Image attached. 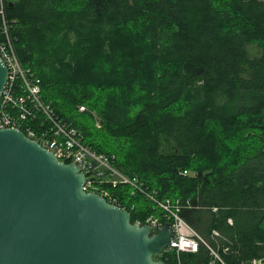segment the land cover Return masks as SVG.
Returning a JSON list of instances; mask_svg holds the SVG:
<instances>
[{
  "label": "trees",
  "instance_id": "obj_1",
  "mask_svg": "<svg viewBox=\"0 0 264 264\" xmlns=\"http://www.w3.org/2000/svg\"><path fill=\"white\" fill-rule=\"evenodd\" d=\"M4 15L42 102L159 199L190 201L180 217L220 261L201 246L182 264L264 260V1L17 0ZM93 110L100 130L81 120ZM129 191L112 189L131 223L157 215Z\"/></svg>",
  "mask_w": 264,
  "mask_h": 264
},
{
  "label": "water",
  "instance_id": "obj_2",
  "mask_svg": "<svg viewBox=\"0 0 264 264\" xmlns=\"http://www.w3.org/2000/svg\"><path fill=\"white\" fill-rule=\"evenodd\" d=\"M6 78L0 59V95ZM84 182L77 166L0 129V264H165L170 224L151 233Z\"/></svg>",
  "mask_w": 264,
  "mask_h": 264
},
{
  "label": "built area",
  "instance_id": "obj_3",
  "mask_svg": "<svg viewBox=\"0 0 264 264\" xmlns=\"http://www.w3.org/2000/svg\"><path fill=\"white\" fill-rule=\"evenodd\" d=\"M16 1L0 0V59L7 69L6 82L0 95V129L20 131L59 162L77 166L85 177L83 191L99 195L111 205L126 209L111 196L110 189L127 187L132 196L143 197L159 214L147 217L142 224L148 225L151 233L161 229L166 223L170 224L172 240L159 257L174 254L175 260L171 264H182L180 254H195L202 246L214 260L220 261L217 252L180 217L182 209L191 207L189 200L182 202L179 199H159L157 192L145 188L137 177L128 176L116 168L113 164L114 157L99 154L85 145L82 134L71 124L59 119L53 109L42 102L40 80L30 69L20 64L9 36L4 4ZM180 175L190 176L187 171ZM132 209L130 207L131 211ZM211 211L215 213L217 209L212 208ZM251 264H264V261H252Z\"/></svg>",
  "mask_w": 264,
  "mask_h": 264
},
{
  "label": "rangeland",
  "instance_id": "obj_4",
  "mask_svg": "<svg viewBox=\"0 0 264 264\" xmlns=\"http://www.w3.org/2000/svg\"><path fill=\"white\" fill-rule=\"evenodd\" d=\"M261 1H264V0H261ZM256 48H252V47H250L249 48V50L252 52V53H254V54H257V49L255 50ZM94 67V66H93ZM93 67H92V69H93ZM101 75L102 76H104V73H102L101 72ZM120 91V90H119ZM120 96L121 97H123L124 96V94H121L120 93ZM131 100H134V97H131ZM81 108H83L84 110L83 111H81L80 109ZM86 110H87V108L85 107V105H83V104H81V105H79L78 107H77V110H76V113L77 114H84L85 112H86ZM90 115H91V119L89 120H86L84 117H82L81 118V120L84 122V123H86L87 125H89V126H94V128L95 129H97V130H100L101 129V123H100V120H99V117H98V115H97V113H96V111L95 110H93L91 113H90ZM189 174H190V176H192L193 174H192V172H189ZM110 191V193H111V196L113 197V198H115L116 199V201H117V203H119L120 205H124V204H122L120 201H119V198L118 197H116L115 196V194L112 192V189H110L109 190ZM129 195H131L130 193H129ZM132 196V195H131ZM125 204H126V202H125ZM149 204V203H148ZM150 206H151V204H149ZM129 206L130 207H134V206H132L131 204H129ZM158 214L159 213H157V215H154V216H158Z\"/></svg>",
  "mask_w": 264,
  "mask_h": 264
},
{
  "label": "crops",
  "instance_id": "obj_5",
  "mask_svg": "<svg viewBox=\"0 0 264 264\" xmlns=\"http://www.w3.org/2000/svg\"><path fill=\"white\" fill-rule=\"evenodd\" d=\"M231 222H232V221H231L230 219L227 220V223H228L229 225L231 224ZM214 233H215V232H213L214 237H217V236H218V233H215L216 235H215ZM205 241H206V240H205ZM206 242H207V241H206ZM252 261H264V260H261V259H253Z\"/></svg>",
  "mask_w": 264,
  "mask_h": 264
}]
</instances>
